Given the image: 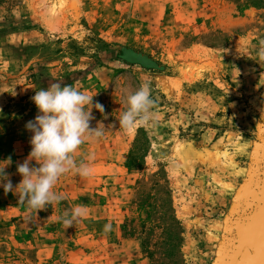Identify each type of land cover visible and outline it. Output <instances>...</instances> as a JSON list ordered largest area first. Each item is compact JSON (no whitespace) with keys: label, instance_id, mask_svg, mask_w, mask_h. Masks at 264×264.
Returning a JSON list of instances; mask_svg holds the SVG:
<instances>
[{"label":"rangeland","instance_id":"obj_1","mask_svg":"<svg viewBox=\"0 0 264 264\" xmlns=\"http://www.w3.org/2000/svg\"><path fill=\"white\" fill-rule=\"evenodd\" d=\"M261 40L264 0H0L13 186L36 91L58 79L104 106H86L103 136L74 153L92 175H62L63 200L36 214L0 187V264H240L264 235ZM146 80L159 120L125 131L126 95ZM75 207L85 216L66 229Z\"/></svg>","mask_w":264,"mask_h":264},{"label":"clouds","instance_id":"obj_2","mask_svg":"<svg viewBox=\"0 0 264 264\" xmlns=\"http://www.w3.org/2000/svg\"><path fill=\"white\" fill-rule=\"evenodd\" d=\"M257 62L264 63V40L260 41ZM151 90L152 81L146 80L138 90L126 95L125 111L118 118L119 128L127 131L137 125L155 124L159 120L154 111L156 102ZM92 97L70 85L62 86V81L58 79L31 97L38 113L34 120L25 124V128L33 133L29 141L31 151L23 163L17 165V172L22 179L15 187L5 172V168L12 163L11 157L0 161V187L5 194L12 192L17 195L18 203L26 204L30 212L37 214L39 210H45L48 205L64 199L54 190L62 175L68 172L82 178L92 175L89 164L83 159L77 161L74 157L81 145L99 139L104 134L102 123L95 128L90 127L93 117L86 106L91 104L92 108L94 106L101 113L104 112L102 104H92ZM32 161H35L36 166H33ZM84 216V209L75 207L59 219L67 229ZM111 230V223L104 225L105 233Z\"/></svg>","mask_w":264,"mask_h":264},{"label":"water","instance_id":"obj_3","mask_svg":"<svg viewBox=\"0 0 264 264\" xmlns=\"http://www.w3.org/2000/svg\"><path fill=\"white\" fill-rule=\"evenodd\" d=\"M251 235H253V239L249 240L251 250L243 255L240 264H264V235L259 238L256 231H252Z\"/></svg>","mask_w":264,"mask_h":264},{"label":"trees","instance_id":"obj_4","mask_svg":"<svg viewBox=\"0 0 264 264\" xmlns=\"http://www.w3.org/2000/svg\"><path fill=\"white\" fill-rule=\"evenodd\" d=\"M136 57V56H135ZM140 59H143V58H140ZM140 61V60H139Z\"/></svg>","mask_w":264,"mask_h":264}]
</instances>
